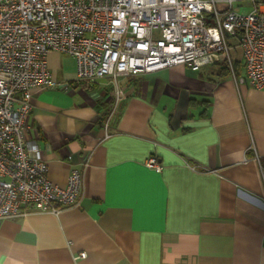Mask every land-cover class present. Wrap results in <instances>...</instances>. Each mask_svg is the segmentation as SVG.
I'll use <instances>...</instances> for the list:
<instances>
[{"label": "crops", "instance_id": "crops-1", "mask_svg": "<svg viewBox=\"0 0 264 264\" xmlns=\"http://www.w3.org/2000/svg\"><path fill=\"white\" fill-rule=\"evenodd\" d=\"M49 68L56 84L35 91L27 134L55 182L82 168L81 199L1 218L0 264H264V88L224 61L123 74L106 127L113 82L79 81L56 50Z\"/></svg>", "mask_w": 264, "mask_h": 264}, {"label": "built area", "instance_id": "built-area-1", "mask_svg": "<svg viewBox=\"0 0 264 264\" xmlns=\"http://www.w3.org/2000/svg\"><path fill=\"white\" fill-rule=\"evenodd\" d=\"M230 37L242 47V75ZM53 50L75 58L79 81L113 82L108 127L125 96L123 74L181 63L199 70L226 61L237 82L263 89L264 0H0V219L58 211L81 199L82 168H71L66 185L55 182L37 139L27 134L35 91L56 84L49 68ZM254 158L264 178V163L257 152ZM146 164L164 167L156 155Z\"/></svg>", "mask_w": 264, "mask_h": 264}, {"label": "rangeland", "instance_id": "rangeland-1", "mask_svg": "<svg viewBox=\"0 0 264 264\" xmlns=\"http://www.w3.org/2000/svg\"><path fill=\"white\" fill-rule=\"evenodd\" d=\"M238 4H239V2L235 3V9H240ZM248 4H250V3H248ZM229 43L233 46L232 50H231V53L233 56H236L237 53L242 55V47L240 45H238V43H239L238 37H230Z\"/></svg>", "mask_w": 264, "mask_h": 264}, {"label": "trees", "instance_id": "trees-1", "mask_svg": "<svg viewBox=\"0 0 264 264\" xmlns=\"http://www.w3.org/2000/svg\"><path fill=\"white\" fill-rule=\"evenodd\" d=\"M235 68L238 74H241V71L244 67L243 60L241 57H233ZM225 68L230 72L229 66L226 61H224Z\"/></svg>", "mask_w": 264, "mask_h": 264}]
</instances>
